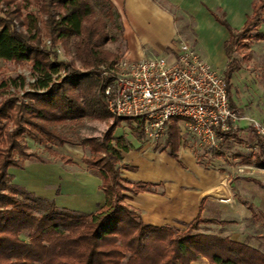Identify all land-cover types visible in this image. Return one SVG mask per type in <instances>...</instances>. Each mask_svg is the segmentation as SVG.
I'll return each instance as SVG.
<instances>
[{
	"label": "trees",
	"instance_id": "1",
	"mask_svg": "<svg viewBox=\"0 0 264 264\" xmlns=\"http://www.w3.org/2000/svg\"><path fill=\"white\" fill-rule=\"evenodd\" d=\"M0 5L3 15L0 17V60L30 63L34 77L29 84L31 92L26 93L28 102L17 103L11 97L0 104V122L6 120L15 126L9 132H5V123L0 126V264H191L200 258L209 264H264V253L246 243L198 232L199 225L207 222L200 215L187 223H179L185 227L179 230L169 225L146 224L138 212L122 203L126 197L121 194L122 190L136 195L148 192L150 186L129 184L120 178L117 165L123 159L122 154L132 147L123 137L114 136V128L127 119L112 118L107 112L101 99L104 82L94 72L79 73L69 64L56 62L51 52L40 47L43 29L53 43L75 37V54L82 67L106 63L109 55L100 48L107 40L105 23L88 0H0ZM262 5L261 0L255 1L251 15L239 31L217 18L229 33L224 44L227 67L223 74L228 98L229 79L238 68L237 60L231 58L233 40L264 21L258 15ZM29 6L44 16L42 29L34 12H27L20 20V10ZM107 16L111 18L110 12ZM14 21H18L23 31L15 29ZM60 69L64 75L58 83L52 80V75ZM19 77V80L6 79L0 87L23 89L24 78ZM92 89L100 96L103 111L88 99ZM82 118L113 120L100 139L86 138L79 143L92 155H103L94 160L82 159L87 167H96L95 174L101 180L99 188L104 195L101 207L90 214L59 208L52 200L9 184L7 170L20 167L14 156H32L20 147L23 133L39 143L56 140L60 145L65 139L57 128ZM130 129L133 133L137 129L141 134L138 123ZM243 130L254 134L257 150L252 156L257 164L264 165V148L259 136L251 127ZM178 131L173 119L167 125L164 142L172 158H176L179 146ZM228 135L233 137L235 133ZM250 182L264 187L253 179Z\"/></svg>",
	"mask_w": 264,
	"mask_h": 264
},
{
	"label": "crops",
	"instance_id": "2",
	"mask_svg": "<svg viewBox=\"0 0 264 264\" xmlns=\"http://www.w3.org/2000/svg\"><path fill=\"white\" fill-rule=\"evenodd\" d=\"M107 1L120 17L125 42L123 55L131 58L144 55L173 58L178 41H184L215 71L224 74L227 67L224 44L229 33L217 18L225 20L231 29L239 31L251 15L256 0ZM186 21H190V25ZM253 32L254 41L250 49L264 65V21L259 22ZM236 70H240L239 67ZM232 74L229 79V101L239 111L238 105L231 98ZM243 115L259 121L249 114ZM238 126V130L248 133L243 130L250 127L246 120H241ZM179 135H182L180 131ZM251 135L256 144L254 134ZM133 149L122 154L123 159L118 164L119 175L129 184L150 185L148 192L128 194L124 200L125 205L138 212L146 224L168 226L187 223L197 215L209 213V204L215 205L221 215L227 212L243 214L246 208L242 202L249 201L248 193L244 191L241 194L237 189L246 188L244 182H250L251 179L264 184L254 178L239 179L233 192L231 190L230 199L235 203L231 212L228 209L230 205L224 199L227 196L224 173L198 164L189 149L183 150L179 145L176 158L169 157L166 143L156 152L149 149L137 152V146ZM63 155H69L64 161L80 165L82 156L77 154L75 157L66 152L59 157L63 158ZM66 166L60 161L34 160L26 161L22 167L11 168L8 173L12 185L35 196L52 200L59 208L84 214L94 213L104 201L103 192L99 188V176L90 172L70 171ZM250 183L264 190V187ZM247 190L255 193L250 187ZM236 192L238 199L235 197Z\"/></svg>",
	"mask_w": 264,
	"mask_h": 264
},
{
	"label": "rangeland",
	"instance_id": "3",
	"mask_svg": "<svg viewBox=\"0 0 264 264\" xmlns=\"http://www.w3.org/2000/svg\"><path fill=\"white\" fill-rule=\"evenodd\" d=\"M88 1L94 8L96 15L104 20V32L107 34V40L100 48L103 52L109 55L106 59V63L92 66L91 68L82 67L80 61H78L74 49V44L77 42L75 37H69L64 41H56L53 43L52 40L44 34L41 25L44 20V16L37 13V9L35 7L29 6L26 10H20V20L24 19L27 12H34L39 21L38 27L42 29L40 31V47H42V49L51 52V57L56 62L69 64L71 68L79 73L94 72L98 75L103 70L102 67L111 66L123 56L125 42L122 38V24L120 17H118L119 15L115 8L112 5L110 7V3L107 0ZM261 2H264V0H261ZM0 7L2 6L0 5ZM109 12L111 14V18L107 16ZM258 15L260 17H264V5H262L259 9ZM0 17H3L1 13ZM186 22L190 25V21ZM14 26L17 31H23V28L19 26L18 21H14ZM253 31L254 28L250 27L249 31L246 32L245 35H241L233 40L231 58L237 60L240 70H236L232 74L230 92L232 101L238 105V112L242 115L243 113H246L255 117L259 120L257 122L264 126V65H262L261 61L256 59L255 53L250 49V45H252L254 41L255 33ZM94 73H91V75ZM63 75L64 72L60 69L58 73L52 75V80L59 83L63 78ZM19 76L24 78L23 89H14L10 86L0 87V94L4 93L0 95V104L3 100L11 97L16 98L17 103L28 102L29 96H27L26 93L31 92L29 84L34 79L31 75L30 63L21 61L5 62L0 60V84L3 81H6V79H17L20 78ZM90 98L92 103H96V105L103 111L100 96L97 95L95 89H92L90 94L88 93V99ZM111 117L117 118L112 115ZM110 122H113L111 118L107 120L82 118L79 119V121L74 120L72 122H67L65 125L57 128L65 139V142L60 145L56 140L39 143L38 141L33 140L28 134L23 133L19 142L21 145L20 147L23 148V152L31 154L32 156L25 157L23 155H15V163L22 167L26 161H34L38 159L54 162L60 161L67 165L66 168L70 171H82L95 174L96 167L95 169L94 166L87 167L82 162V159L85 158L94 160L97 157H102L103 155H92L86 147L79 146V143L81 140L86 138L100 139L102 134L107 130ZM4 123L6 124L5 132H9L15 128L11 122L6 120H2V122H0V126L3 127ZM136 125L137 123L130 119L122 121L114 128V136L123 137L125 141L131 145L132 151L136 146L138 149L135 151L137 152L144 151L145 149H149L152 152L159 151L160 148H162V144L164 145L165 139H162L160 142H149L142 134H139L137 129L136 132H134L135 134L131 131L130 126L136 128ZM24 128L32 131V129L28 126H25ZM179 145H181L183 150L189 149L198 164L206 167L207 169H216L219 172L224 173L226 180L224 185L225 191L227 192V196L224 197V199L225 202L230 205L228 209L231 210V212L232 206L235 204L234 201L230 199L231 190L233 192V189L236 187L235 183H238L237 181L239 179L249 177L250 179L254 178L260 182H264V165L257 164L252 156L256 152V144L252 141L251 132L244 134L242 131L237 130L235 132V136H230L221 142L219 150H213L210 152H205L198 146L195 138L187 133L179 135ZM4 146L5 144L3 147ZM81 147L82 149H80ZM66 152L75 157L77 154L82 156L80 159V165L64 161L69 155H63V158L59 157L62 154H66ZM118 166L119 165H117V167ZM11 168H9L7 172H11ZM9 184H11V181ZM244 185L247 187L242 190L237 189V192L241 191L242 194L245 191V193H248L247 197L249 201L242 202L246 208V212L238 215L227 212L226 214L221 215L218 213L215 205L209 204V213H204L201 216V218L207 222L199 225L198 232L214 234L224 238L228 237L230 239L246 243L264 253V194H262L264 193V190H260L259 187L254 186L250 182H244ZM248 187L254 189L255 193L247 190ZM121 194L126 196V199L129 193L122 190ZM15 197L20 198L18 194H15ZM235 197H237V199L239 198L238 193ZM125 199L122 201L123 204L125 203ZM253 201L254 203H249ZM169 226L178 228L179 230L185 228L179 223H173ZM191 264H209V262L204 258H200Z\"/></svg>",
	"mask_w": 264,
	"mask_h": 264
},
{
	"label": "built area",
	"instance_id": "4",
	"mask_svg": "<svg viewBox=\"0 0 264 264\" xmlns=\"http://www.w3.org/2000/svg\"><path fill=\"white\" fill-rule=\"evenodd\" d=\"M172 57L123 55L102 67L97 76L104 82L101 99L107 112L138 123L152 143L165 139L167 125L176 119L180 134L194 137L205 152L219 150L246 120L264 148V126L230 105L223 74L184 41H178Z\"/></svg>",
	"mask_w": 264,
	"mask_h": 264
}]
</instances>
